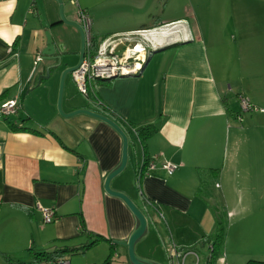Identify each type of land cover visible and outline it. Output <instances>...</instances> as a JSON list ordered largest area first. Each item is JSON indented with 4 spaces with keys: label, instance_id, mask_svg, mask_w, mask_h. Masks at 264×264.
Masks as SVG:
<instances>
[{
    "label": "crops",
    "instance_id": "1",
    "mask_svg": "<svg viewBox=\"0 0 264 264\" xmlns=\"http://www.w3.org/2000/svg\"><path fill=\"white\" fill-rule=\"evenodd\" d=\"M71 1L62 0L68 22L77 12ZM74 1L90 17L94 47L122 37L118 55L136 44L145 49L138 74L95 81L87 97L67 75L61 100L64 115L88 110L127 138L126 164L109 188L146 219L136 257L169 264L170 244L209 251L222 222L215 252L226 264L228 257L264 263V112L239 106L241 96L264 110V0ZM45 31L63 64L48 78L56 61L42 55ZM80 49L56 0H0V106L19 102L15 115H0V264H40L51 255L69 264H131L120 243L138 222L104 189L121 164L123 139L100 120L64 117L57 107L62 72L76 66ZM141 129L153 132L142 137ZM151 156L159 157L155 168L138 177ZM164 161L178 166L172 175ZM211 171L199 195L200 177ZM38 205L55 210L51 224Z\"/></svg>",
    "mask_w": 264,
    "mask_h": 264
},
{
    "label": "built area",
    "instance_id": "2",
    "mask_svg": "<svg viewBox=\"0 0 264 264\" xmlns=\"http://www.w3.org/2000/svg\"><path fill=\"white\" fill-rule=\"evenodd\" d=\"M71 4L77 8L75 22L82 29L84 34V47L86 54L82 64L77 70L71 73L72 79L76 85L78 92L87 97L90 91H92V83L95 81L111 80L113 78L130 76L138 74L145 62V57L139 58V54L145 49L139 48L138 44L126 49L121 55L116 52L119 43H122V37L106 38L101 40L97 45L95 52L92 54V37L90 33L91 20L89 15L81 10L77 2L71 1ZM127 38H124L126 40ZM129 40V39H128ZM43 61L42 56H38L34 61V73L37 71L40 63ZM240 109L244 112H264L252 105L247 99L239 97ZM19 109V102L11 100L3 103L0 106V115L4 117H10L17 113ZM131 131L136 135L135 129ZM139 141V139L137 138ZM159 161L158 156H151L149 158H143L141 166L138 168L137 175L142 177L147 175L155 168V163ZM161 168L167 175H172L178 168L177 165L169 162H162ZM218 187V185H216ZM149 203V202H148ZM150 204V203H149ZM41 216L43 224H51L55 219V210L53 208H42L37 206ZM210 255L207 257L205 264H211L213 262L214 246L210 242L208 245ZM222 264H226L225 256L222 255ZM117 255L112 256L111 261H115ZM169 264H187V261H191L193 264H200L199 255L192 251L179 250L174 244H170L168 250ZM40 264H69L66 257L58 256L51 260H43Z\"/></svg>",
    "mask_w": 264,
    "mask_h": 264
},
{
    "label": "water",
    "instance_id": "3",
    "mask_svg": "<svg viewBox=\"0 0 264 264\" xmlns=\"http://www.w3.org/2000/svg\"><path fill=\"white\" fill-rule=\"evenodd\" d=\"M56 1L60 5L59 14H60L61 20L65 24H68V25L74 27L77 30V32L79 33V36L81 38V49H80L78 63L76 64V66H74L72 68L65 69L61 75L60 89H59V96H58V103H57L58 110H59L60 114L64 117H72V116H75L78 114H84V115L90 116L92 118H95L97 120H100V121L104 122L105 124L109 125L110 127H112L123 139V154H122L121 164L114 172L110 173L107 176L105 183H104V189H105V192L107 194L121 199L126 204L128 209L131 211V213L133 214V216L136 218V220L138 222L137 229L130 236V238L127 240V242L125 244H123V242L120 243V244L124 245L127 249V255H128L129 262L131 264H153V263H150V262H147V261H144V260L137 258L135 253H134L135 244L144 236V234L146 232L147 223H146V219H145L144 215L125 195H123L121 193L113 192L109 188V184H110V181L112 180V178H114L116 175H118L122 171V169L124 168V166L126 164V160H127V138H126V136L124 135V133L121 131V129L113 121L109 120L108 118H106L104 116L95 114V113L90 112L88 110H78L76 112H73L72 114L64 115L60 109L64 79L67 75H70L72 72L77 70L79 68V66L82 64L83 59H84L85 50H84V34H83L82 29L78 26V24L75 21L74 22H68L64 19L63 14H62V2L60 0H56ZM44 35L46 38V47L42 51V55L48 59H52V60L56 61V64H54L51 68H48L46 71L47 72L46 78H48L50 69L60 68L63 64H62V56L61 55H55V46L52 42V39H51L49 32L45 31ZM113 242H115V241H113ZM116 243H118V242H116Z\"/></svg>",
    "mask_w": 264,
    "mask_h": 264
},
{
    "label": "trees",
    "instance_id": "4",
    "mask_svg": "<svg viewBox=\"0 0 264 264\" xmlns=\"http://www.w3.org/2000/svg\"><path fill=\"white\" fill-rule=\"evenodd\" d=\"M94 42L92 41V50L95 52V48L96 47H94V44H93ZM153 131L152 130H149V129H141V130H139L138 131V134L140 135V136H142V137H146V136H148L149 134H151ZM216 174V172L215 171H211L210 172V174H209V176H208V178H203V177H200V180H199V186H198V191H197V193L199 194V195H201L205 190H206V188L208 187V185H209V182H208V180L213 176V175H215ZM222 237H223V224H222V222H220L219 224H218V228H217V231H216V233L210 238V242L213 244V246H214V251H213V254L215 253V248H217V247H220V245H221V242H222ZM55 257H58L57 255H55V256H53V255H51V256H49V257H45V259L44 260H51V259H53V258H55ZM4 259L6 260V261H9V262H12V260L10 259V257H8V256H5L4 255ZM110 259V258H109ZM212 260H213V257H212ZM211 264H213V262H211ZM247 264H264V263H260V262H254V261H248L247 262Z\"/></svg>",
    "mask_w": 264,
    "mask_h": 264
},
{
    "label": "rangeland",
    "instance_id": "5",
    "mask_svg": "<svg viewBox=\"0 0 264 264\" xmlns=\"http://www.w3.org/2000/svg\"><path fill=\"white\" fill-rule=\"evenodd\" d=\"M61 2H62V0H60ZM205 2H209L210 1V3H211V1L212 0H204ZM185 2H186V0H185ZM221 2H222V0H221ZM67 4V6H69V4L68 3H66ZM205 4V3H204ZM63 6H64V4H63V2H62V11H63ZM220 6V5H219ZM59 7H60V5H59ZM202 8H200V11H203V10H201ZM231 35V34H230ZM233 36H231L232 38H234V37H236V36H234V34H232ZM231 39V38H230ZM256 46V45H255ZM254 55H255V53H254ZM225 58H227V56L225 57ZM250 61H252V62H254V58H253V56L250 58ZM255 63V62H254ZM74 94H76V96H77V98H82V96L78 93V92H76V90L74 91ZM60 109H61V111H62V102H61V107H60ZM225 226L227 227V223L225 222ZM226 227H225V231H226ZM216 249H218V247L216 248ZM195 253H197L198 255H199V258H200V264H205V262L207 261L206 259H207V257H209V255H210V252L206 249V248H202V249H198V251L197 252H195ZM223 252H218V250H216V252L213 254V264H222V258H223ZM232 261H230V259H229V257L227 258V264H247V261L246 262H244V263H241V262H232ZM187 264H193V263H191V261L189 260V261H187Z\"/></svg>",
    "mask_w": 264,
    "mask_h": 264
},
{
    "label": "bare ground",
    "instance_id": "6",
    "mask_svg": "<svg viewBox=\"0 0 264 264\" xmlns=\"http://www.w3.org/2000/svg\"><path fill=\"white\" fill-rule=\"evenodd\" d=\"M143 56H141V58H142Z\"/></svg>",
    "mask_w": 264,
    "mask_h": 264
}]
</instances>
